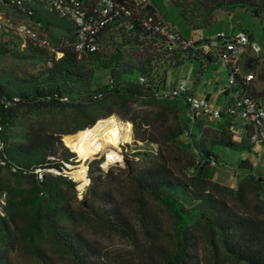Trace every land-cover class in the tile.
<instances>
[{
	"label": "trees",
	"instance_id": "obj_1",
	"mask_svg": "<svg viewBox=\"0 0 264 264\" xmlns=\"http://www.w3.org/2000/svg\"><path fill=\"white\" fill-rule=\"evenodd\" d=\"M77 1L87 20L100 17L101 0ZM115 1L124 9L94 36L97 50L78 53L73 48L77 28L70 18L38 0H0L1 6L43 33L40 38L48 39L51 30L65 36L51 35L57 40L56 44L47 40L52 51L0 27V60L34 62L40 72L22 78L13 69L0 67V194L6 193L5 216L0 215V264H21L18 255L23 248L38 264H58L57 258L70 264H264V176L253 175L249 160L237 166L244 177L235 189L208 181L204 174L208 165H225L220 148L251 150L264 143L251 140L255 131L251 124H243L239 133L230 131L241 124L235 113L222 112L216 119L192 124L186 116L185 95L172 94L175 84L167 88L169 70L187 59L199 60L204 70L219 62L220 47L214 54L205 52L200 41H191L186 49L179 43L171 45L146 22L148 16L158 20L152 2L137 6V0ZM194 1L197 8L191 15L183 9V16H190L193 24L195 18L210 20L217 11L242 8L259 18L264 29V0ZM112 39V55L105 61L104 42ZM56 52L62 54L58 59ZM259 62L246 60L244 71L255 70ZM92 66L109 70L105 85L93 87ZM254 81L237 76L236 86L228 84L222 94L223 110L233 105L231 93L262 98L254 95ZM188 93L195 94L194 87ZM150 103L159 106L158 119L167 122L171 114L177 125L160 131L155 121L133 109ZM113 114L132 123L136 142L157 145L156 151L138 152L140 160L126 159L124 180L137 194L168 211L173 220L171 248L155 233L158 227L146 202L136 200L132 205L135 220L113 184H106L111 170L104 173L90 162V185L81 199L78 182L68 176L75 153L65 139ZM209 128L222 133L210 149L202 146ZM175 161L182 164L178 170ZM188 169L194 170V176L184 173ZM94 227L122 238L131 251L103 249L90 237L89 229Z\"/></svg>",
	"mask_w": 264,
	"mask_h": 264
},
{
	"label": "rangeland",
	"instance_id": "obj_2",
	"mask_svg": "<svg viewBox=\"0 0 264 264\" xmlns=\"http://www.w3.org/2000/svg\"><path fill=\"white\" fill-rule=\"evenodd\" d=\"M176 2L180 4L183 8L171 2L170 0H152V3L157 9L158 17L161 19L164 27L173 33L180 34L186 40L194 39L200 41L203 46L209 45V49H213L214 54H217V50L216 48H212V44L221 43L222 41V39H219L217 37L218 33L223 32L229 36L234 29L236 31L243 30L246 33H250L254 36V43L260 46L261 50H247V55L243 57L242 60H240L239 62V68L241 73L245 75L247 74L246 71H244L245 61L249 57L260 59V62L258 63L256 69L253 70L256 75L257 73L260 75L259 79L256 78V80L254 81V95L256 97L264 96V29L262 28L259 18L252 15L245 9L236 8L229 13L225 11H217L210 18V20L204 19V17L195 18L196 23L193 24L191 23V21H188L190 16L187 19L183 16V9H185L187 13H190L191 15L193 11H195V9L197 8L195 1L176 0ZM2 21H5L6 23H9L11 25H18L19 23H23V20H21L17 15H15L13 11L0 5V24L2 23ZM36 31L39 35L44 37V35H42L43 33H40L37 29ZM51 35H53L56 39L65 37L63 33L56 30H51L50 34L47 32L46 36L52 44H56L57 40H53ZM113 41L114 39H112L111 41L108 40L104 42L102 56L105 61H107V59L112 55L113 47L111 46V43ZM55 56L57 59L59 58V55L55 54ZM0 67L13 69L22 78H32L38 76L40 73L38 70L39 64H35L34 62H19L9 57H5L0 60ZM90 69L94 71V88L105 85L108 82L110 73L109 70H107L104 66H92L90 67ZM197 79L199 80L197 81ZM195 80L198 83L197 86L194 85ZM227 81L228 71L222 63H210L205 66L204 70H202L201 62L196 59H187L182 66L169 70L167 74L168 89L174 84L176 86L183 84L186 86L187 89H191L194 87L196 94L200 95L201 97H206L209 94L208 97H210V101L222 110L225 109V104H223V98L225 97H223L222 94L224 93V90L228 87ZM133 109H139L141 114L148 116L151 121H155V123L158 124L160 131H165V129L169 125H177L175 118H173L171 114H169L170 116H168L167 122L158 119V112L160 108L155 103H150L146 106L140 107L134 106ZM111 116H116L117 118H119L120 121L130 124L131 139L122 142L119 148L116 146L111 147L119 153V158L109 164V162H107V157L105 153L98 152L90 155L86 159H79L77 154L73 151L75 153V157L73 158L74 162L73 164H69L70 167L68 166V171H71V167L75 168L76 166L83 164L88 167V164L92 161H94L95 163L94 166L100 167L104 171V173L111 170V180L106 184H113L112 186L115 187L119 199L122 202H125L127 210L132 213V217L135 218V220L136 216L134 213V207L132 205L136 200L146 202L148 209L153 218L155 219L158 227L155 233L163 237L164 240H166L164 242L171 248L173 246V220L169 216L168 211L163 206L159 205L148 197H142L137 194L133 187H131V185L124 180V176L127 171L126 159H135V161L138 159L140 160L141 156H136L138 152L156 151L157 145L154 143L151 144L136 142L133 138L132 123L122 118L118 114H113ZM225 121L226 119L223 118L224 123ZM65 128L67 127L65 126ZM194 132L197 133L196 127L194 128ZM221 138V131L209 128L206 132L204 144L202 146L210 149ZM65 141L67 142L68 140L65 139ZM218 152L225 165H223L222 167H214L212 165L206 166L204 174L205 178L208 181L216 182L220 185L235 189L238 181L240 180V177H244V175L241 174L240 171L238 172V170H236L241 160L250 161L254 168L253 175L264 176V145H262L261 143L255 144L251 148V150H234L232 148H220ZM181 165L182 164L177 161L173 163V166H175L176 170L180 169ZM184 173H186L188 177H192L194 176L195 172L193 169H188L184 171ZM68 176L73 181L77 182V180L73 179L70 174ZM88 185H90L89 178L88 183L85 186ZM82 196L83 189L78 190V198L81 199ZM135 220L133 222H135ZM89 232L90 237L98 241L100 247L107 251H111L113 253H129V251H131L132 249V247L129 246V244L125 240H123L122 238H118L111 233H107L102 229L94 227L92 229H89ZM141 240L143 243L146 242L145 238H142ZM202 257L203 259H205L204 253ZM18 259L21 264H38L37 261L31 258V256L26 252L24 248L19 251ZM57 263L70 264L69 262H67L66 260H62L61 258H57ZM224 263H226L225 260Z\"/></svg>",
	"mask_w": 264,
	"mask_h": 264
},
{
	"label": "built area",
	"instance_id": "obj_3",
	"mask_svg": "<svg viewBox=\"0 0 264 264\" xmlns=\"http://www.w3.org/2000/svg\"><path fill=\"white\" fill-rule=\"evenodd\" d=\"M47 3L51 9L63 17L70 18L77 28V39L73 43V48L76 52L81 53L85 49L90 52L97 50L94 36L98 33L106 22L114 15L118 14L124 7L115 0H101L100 17L97 20H87L85 12L81 9L80 3L77 0H38ZM152 0H137L136 5H147ZM158 15V14H157ZM148 26L155 32L165 37L171 45L179 43L183 49L191 45V41L184 39L180 34L173 33L167 30L161 19L158 20L153 16H148L146 19ZM2 24V25H1ZM1 28L13 31L16 35L22 38L32 39L39 47H45L53 51L47 39L39 37L36 28L29 23L23 22L18 25H11L2 21ZM217 37L222 39L219 44V62L228 69V84L236 86V77L241 76L247 81L256 80V74L253 71H246L243 74L239 68V62L247 54V50L260 51L261 47L256 45L244 31H239L233 35L218 33ZM209 45L203 46L205 52L211 51ZM59 58L61 53L56 52ZM174 96L185 95L186 98V116L193 123L205 118H218L222 112L237 114L241 124H236L230 127V131L234 134L239 133L242 125L251 124L255 131L251 135L253 142L264 143V102L259 98H254L240 92L231 93L233 105L228 106L226 111L215 107L206 97H201L198 94H189L185 85H178L172 92ZM2 126L0 125V132ZM191 129L185 132L189 135ZM39 179L42 180V174H39ZM6 204V193L0 194V215L5 216L4 206Z\"/></svg>",
	"mask_w": 264,
	"mask_h": 264
},
{
	"label": "bare ground",
	"instance_id": "obj_4",
	"mask_svg": "<svg viewBox=\"0 0 264 264\" xmlns=\"http://www.w3.org/2000/svg\"><path fill=\"white\" fill-rule=\"evenodd\" d=\"M130 136V124L120 121L116 116H110L100 119L92 127L67 140L79 159H86L92 154L102 152L106 154L107 162L110 164L119 158V153L111 147L119 148L122 142L131 139ZM87 170L88 167L84 164L71 167L69 174L77 180L78 190L83 189L88 183Z\"/></svg>",
	"mask_w": 264,
	"mask_h": 264
},
{
	"label": "crops",
	"instance_id": "obj_5",
	"mask_svg": "<svg viewBox=\"0 0 264 264\" xmlns=\"http://www.w3.org/2000/svg\"><path fill=\"white\" fill-rule=\"evenodd\" d=\"M227 13H229V12H227ZM240 31H243V30H240ZM237 32H239V31H236V30H234L233 29V31L231 32V34L230 35H233V34H236ZM245 32V31H244ZM227 35V34H226ZM248 35H250L251 36V40L252 41H254V36L252 35V34H250V33H248ZM189 41H194V42H198V40H192V39H190ZM219 44L220 43H214V44H212V48H216V47H218L219 46ZM205 46V45H204ZM213 50V49H212ZM252 57H249L248 59H247V61L249 60V59H251ZM246 62V61H245ZM199 93V92H198ZM208 96H209V94H208ZM210 98V97H209ZM261 100H262V102H264V96L262 97V98H260Z\"/></svg>",
	"mask_w": 264,
	"mask_h": 264
},
{
	"label": "water",
	"instance_id": "obj_6",
	"mask_svg": "<svg viewBox=\"0 0 264 264\" xmlns=\"http://www.w3.org/2000/svg\"><path fill=\"white\" fill-rule=\"evenodd\" d=\"M88 186L83 187V192H86Z\"/></svg>",
	"mask_w": 264,
	"mask_h": 264
}]
</instances>
